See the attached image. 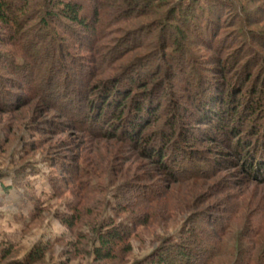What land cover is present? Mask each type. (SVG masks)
<instances>
[{
    "label": "rangeland",
    "instance_id": "rangeland-1",
    "mask_svg": "<svg viewBox=\"0 0 264 264\" xmlns=\"http://www.w3.org/2000/svg\"><path fill=\"white\" fill-rule=\"evenodd\" d=\"M83 1L87 3V0ZM234 1L238 3L234 5L241 6L239 19L233 11L223 10L219 17L220 25L215 27L220 29L222 26L218 31L219 38L229 43L236 29L231 25L240 20L242 28L248 27L255 34L264 36V0ZM139 4L144 5L142 1ZM114 6L111 3L109 7ZM194 13L191 23L197 25L193 28L198 29L197 33L200 31L202 39H206L202 36V13ZM142 22L145 27L127 28L134 33L126 35L118 44L108 43L101 50L103 61L111 48L122 55L119 61L114 62L121 64V69L147 62L146 55L155 58L150 65L148 62L139 63L135 69L140 71L139 76H143L148 68L153 70L155 65L161 66L162 71H155L154 82L146 92L153 93L161 86L163 90L157 95L160 96L163 91L168 93L169 101L165 96L161 97L165 109L156 113L166 123L175 120L174 124L169 122L170 126L165 128V133L169 132L173 125L172 130L175 131L169 144H177L196 169L187 166L184 156L177 154L175 174L179 177L171 181L167 167H162L163 161L158 162L155 155L151 158L142 146L124 141L119 132H111L107 124L100 125L99 131L93 129L96 134L85 130L84 126L74 125L73 120L62 114L57 105L42 94L47 85L44 77L48 69V50L42 51L37 42L34 43L36 50L30 46L29 60L30 63L34 61L36 72L33 77L38 80L22 79L14 74L15 71H23L22 67L11 63L15 61L19 65L24 62L20 50L23 47L28 54L27 44H31L32 36H25L24 33V38L17 37L22 46L20 49L12 45L9 38H4L7 36L6 28L0 27V78L6 81H3L4 90H0L6 92L8 102L14 101L13 94L21 100L16 105L0 107V264H134L154 258L162 248H173V243H180L191 229L195 234V245L191 249L203 252L205 247L210 246L211 240L215 243L214 234L230 203L246 199L247 202L254 200L256 205V198L261 197L264 202V180L252 179L241 167L243 156L238 158L233 152L231 145L237 138H232L231 142L228 138L222 141L218 136L221 130L237 120L230 122L225 117L221 128L216 129L191 114L198 115L196 101L188 85V79L195 75V66L183 59L180 60L182 68L177 70L171 61L173 56L166 58L162 56V51L157 54L158 51L150 48L149 44L156 37L148 34L150 31L156 34L157 29H153V23L148 18L144 17ZM62 23L75 33L70 34L63 27L52 29L60 37L57 39L54 36L55 41L50 40L51 45L60 44L63 55L55 48L49 56L57 57L62 66L60 69L67 75L66 91L71 92L73 88L83 90L86 101L88 94L90 97L96 92L94 86L86 82L96 69L90 68L88 75L84 71L89 69L88 65H96L99 56L90 50L92 34L64 20ZM136 31L141 37L136 42L141 41L142 44L131 48L133 40L130 36L136 35ZM173 33L179 44L186 45L182 47L185 51L189 49L198 57L197 69L205 74L206 82L210 77L221 79L222 63L216 61L219 56L213 51L215 44L206 45L200 38L182 30L179 36L174 30ZM224 34L229 37H223ZM112 36L123 35L117 33ZM233 39L241 44L237 34ZM263 41L262 44L258 41L251 45L255 56L261 58L264 57ZM174 47L169 46L165 51L174 52ZM126 48L129 50L126 51ZM241 48L239 63L244 62L247 58L244 53L248 51H244L247 49L245 46ZM5 56L12 62L5 61ZM228 58L226 55L223 59L228 61ZM135 73H132L133 79ZM61 74L55 69L51 75L50 86L57 90L65 86L59 84L64 82ZM226 75V79L230 77L232 82L238 74L229 72ZM223 86L229 89L230 83L225 80ZM136 92L132 90L123 99L124 102ZM234 114L235 117L239 115L237 112ZM103 127L106 129L102 130ZM154 127L149 125L142 136H148L155 130L157 135L160 127ZM217 160L218 164L215 163ZM183 164L186 169L182 168ZM195 171L197 174L190 176ZM120 222L130 223L129 237L115 247L114 259L95 261L93 253L100 233ZM227 259V255H222V262L218 261L223 264Z\"/></svg>",
    "mask_w": 264,
    "mask_h": 264
},
{
    "label": "trees",
    "instance_id": "trees-1",
    "mask_svg": "<svg viewBox=\"0 0 264 264\" xmlns=\"http://www.w3.org/2000/svg\"><path fill=\"white\" fill-rule=\"evenodd\" d=\"M141 1L144 3L142 6L139 4ZM111 3L115 4L114 7H111L112 9L109 7ZM234 4L238 3L234 0H87V3L83 0H0V27H5L7 31V36L4 38H9L12 45L21 49L22 46L17 41V37L32 36L29 41L31 44H27L28 54L23 47L20 50L25 58L24 62L18 65L15 64V61L11 63V59L6 56L4 59L14 64L15 67H22L23 71H15V75L17 74L22 79L27 77L30 81L35 82L38 79L33 77L36 66H34V61L30 63L29 60L31 57L30 46L32 45V49L36 50L34 43L37 42L38 48L42 51L47 49L48 69L45 74L46 77H44L47 85L43 89V96L48 98L49 102H53L55 106L57 105L56 107L62 114L73 120L74 125L84 126L85 130L96 134L94 130L99 131L101 130L100 125L107 124L109 129H112L111 132H119L118 135L124 141L135 146H142L151 158H153L152 155H155L158 162H164L162 167H167V174L171 177L170 180L174 181L177 176L175 174L177 154L184 156L187 166L195 169L196 167L191 160L186 158L177 144H169L174 138L175 131L172 130L173 125H171L169 132L165 133V128L170 126L169 122L174 124L175 120H168L169 122L166 123L163 117L156 113L165 109L166 105L163 106L164 99L161 97L165 96L168 100V93L163 91L164 93H161L160 96L157 95L163 90L161 86L153 93L146 92L148 86L154 82L155 71H162L160 70L161 66L155 65L153 70L150 67L145 75L139 76L138 72L140 71L137 72L135 67L145 61L136 63L128 69H121V64L116 65L114 63L121 59L120 52L114 51V48L108 49L110 51L107 50L109 53L104 61V54L101 52L108 43L116 45L124 40L126 35L134 33L127 31V28L145 27L142 20L144 17L148 18L153 23V29H157L156 34L155 31L148 33L150 37H156L155 41L150 40V48L158 51L157 54L162 51V56L166 58L173 56L171 61L177 70L182 68L180 60L183 59L195 66V75L188 79V85L189 91L196 101L195 108L198 115L191 114L199 120L210 123L216 129L221 128L222 119L225 117L230 122L237 120L234 124H229L223 131L221 130L218 136L222 141L228 138L231 142L232 138H237L231 147L238 158L243 156L241 167L249 173L248 175L252 179L264 180V57L255 56L251 47L258 41L262 44L264 36L255 34L248 27L242 28L240 26L242 20H240V22L235 21L231 25L236 27L232 36L237 34L241 38L240 45H238L239 42L234 41L233 37L229 43H224L223 39L219 38L218 31L222 26L220 29H215V27L220 25L219 17L223 10L233 11V15L239 19L241 6ZM195 11L202 13L203 19L200 17V20L203 21L202 28L204 30L202 36H205L206 39H202L199 35L200 31L197 33L196 30L198 29L193 28L197 23L194 22V26L191 23V17L195 16ZM89 19L92 20L89 21ZM62 20L81 28L83 32L92 34L93 45L90 50L99 56L96 65H88L89 69L84 71L88 75L91 71L90 68L96 69L95 73L86 79L88 85L94 86L96 92L93 95L91 93L90 97L88 94L86 101V94L82 93L83 90L73 88L71 92L66 91L65 77L67 75L61 70L62 66L59 65L57 57L52 56V54L51 57L49 56L50 53L55 52V48H58V52L63 55L62 49L59 48L61 47L60 44H56L54 47L51 45L50 40L55 41V37L57 39L60 37L55 31L52 32V29L63 27L66 32L75 33L66 27ZM120 22L123 23L118 24ZM173 30L178 36L182 30L185 34L189 32L191 36L200 38L206 45L215 44L213 51L219 56L216 61L222 63L220 67L221 79L215 77L216 80H214L210 77L207 82L205 81V74L203 75L197 69L198 57L193 51L189 49L185 51L182 48L185 44H179L178 38L173 37ZM117 33L123 36H112ZM227 35L224 34L223 37ZM130 38L133 40L131 48L140 47L141 41L136 42L141 38L137 31L136 35H132ZM41 42L44 43L42 46ZM139 43L141 44L139 45ZM169 46H175L174 52L165 51ZM242 46L247 48L244 51L248 50L244 53L247 58L239 65ZM125 50L128 51L129 48ZM226 55L227 58L229 57L228 61L223 59ZM64 56L66 57L65 54ZM144 58L149 65L155 59L149 58L147 55ZM104 64L106 65L105 68H103ZM97 68L100 70L97 71ZM7 69L9 71V67ZM55 69L62 72L61 76L64 82H58L60 85H65L62 86V90L50 86L51 75ZM234 70L236 71L234 72ZM133 72H136L134 79L132 77ZM229 72L230 74H238L232 82L229 80L230 77L228 80L226 79V73L229 74ZM225 80L230 83L229 89H225L223 86ZM3 81L6 82L1 77V90H4ZM205 84L209 86L208 89L206 86L204 87ZM1 90L0 97L4 99L0 100V107H10L21 101L20 97L14 94L13 102L6 101V92ZM132 90H137V92L124 102L123 99L127 98ZM238 98H241V101ZM236 112L239 114L237 117L234 116ZM148 124L155 126L154 128L160 127L157 135L155 130L148 136H142L145 129L149 127ZM103 129L106 128L103 127ZM167 153L169 155L165 157ZM215 163L218 164L219 161L217 160ZM182 168L186 169V166L183 164ZM196 174L195 171L190 176ZM182 177L184 176L180 178ZM262 199L263 197L256 198V205H254V200L247 202L246 199L238 201V203H230L226 209V215L220 219L217 233L214 234L215 243L211 240L210 246L205 247L203 252H196L191 249L195 245L193 240L195 234L191 229L180 243H173V248H162L155 253L154 258L138 261L134 264H220L222 255L228 257L223 264H264V202ZM128 227H130V223L122 222L121 224L120 222L117 226L100 233L99 243L94 248L93 259L97 262L114 259L115 247L123 244L129 237Z\"/></svg>",
    "mask_w": 264,
    "mask_h": 264
}]
</instances>
